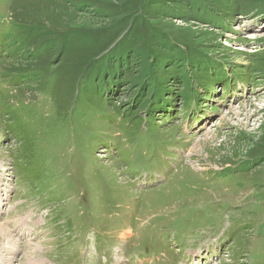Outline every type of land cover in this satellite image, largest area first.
Returning a JSON list of instances; mask_svg holds the SVG:
<instances>
[{
	"label": "rangeland",
	"instance_id": "374dc122",
	"mask_svg": "<svg viewBox=\"0 0 264 264\" xmlns=\"http://www.w3.org/2000/svg\"><path fill=\"white\" fill-rule=\"evenodd\" d=\"M218 1L0 0L2 220L51 233L15 264H264V0Z\"/></svg>",
	"mask_w": 264,
	"mask_h": 264
},
{
	"label": "trees",
	"instance_id": "16d2710c",
	"mask_svg": "<svg viewBox=\"0 0 264 264\" xmlns=\"http://www.w3.org/2000/svg\"><path fill=\"white\" fill-rule=\"evenodd\" d=\"M208 1L209 0H198V5L199 6H197V10L196 11H203V12H205V11H212L213 10V8L212 7H210L209 5H208ZM217 3H219V4H222V1H218V0H215ZM146 3H148V2H146ZM149 4V3H148ZM192 8H193V6H192ZM214 13H216V11L214 12ZM216 24H222V21L220 20V21H218ZM127 33H128V31H127ZM121 40H122V38L120 39V40H118L117 42L118 43H120L121 42ZM116 43H115V46L113 47V48H115L116 47ZM175 47V46H174ZM182 49L184 48V47H181ZM182 49H180L179 48V50L181 51ZM112 50H114V49H110L109 51H112ZM184 50V49H183ZM183 50H182V53H183ZM185 52V51H184ZM133 54V55H132ZM105 55H107V53L105 54ZM131 55V56H130ZM136 57H138V58H141L142 60L146 57V55L144 54V52H138V51H132V50H130V52L128 51V52H126V53H123L122 55L120 54V56H119V59H120V62H121V64H124V63H126V60L127 59H130V60H132V59H136ZM174 59V61L176 62V63H179L180 64V67L184 64V61H185V58H184V56L181 54V56H176L175 58H173ZM154 57H151V59H150V61H151V63L150 64H147L146 65V67H145V70H143L142 72H143V74L142 75H140V79L142 80V84H141V86H142V88H144V87H146L147 85H148V83L152 80V81H154L155 80V72H154V68H153V73H152V67L154 66V64H153V62H154ZM159 61V60H158ZM189 61V60H188ZM131 62V61H130ZM191 62H195V61H192V60H190L189 61V63H188V66L186 67L187 69H188V71L187 72H184V73H181L180 74V78L182 79V78H185L186 77V75H187V77H189L190 79L187 81V87H188V89H189V87L191 86V84H192V82H193V78L191 79V77L188 75V72H189V69H191V67H193L191 64ZM198 62V61H197ZM175 63V64H176ZM201 64H203L202 66H200L199 68L200 69H204V71H206L207 73H212L213 71H211L210 69L211 68H217V66H216V62L215 61H209V60H206L205 62H203V61H201L200 62ZM198 68V67H197ZM150 69V70H149ZM149 70V71H148ZM137 76L139 77V75L137 74ZM190 81H191V83H190ZM190 83V84H189ZM151 84H153V83H151ZM157 87H158V85H156V83H155V86H154V93H156L157 91H156V89H157ZM141 88V89H142ZM144 97V96H143ZM142 97V98H143ZM136 99H138V101H140L141 100V95H137V97H136Z\"/></svg>",
	"mask_w": 264,
	"mask_h": 264
},
{
	"label": "bare ground",
	"instance_id": "6f19581e",
	"mask_svg": "<svg viewBox=\"0 0 264 264\" xmlns=\"http://www.w3.org/2000/svg\"><path fill=\"white\" fill-rule=\"evenodd\" d=\"M219 122V121H218ZM23 220L24 219H22V222H23ZM9 223V222H8ZM8 223H0V235L2 236V235H4V236H6V237H8L9 236V230H8ZM130 235V233L129 232H125L124 234H123V238H127V236H129ZM10 243L12 244V245H10V246H6V247H8L9 249H11V250H14L15 249V247H16V241H14L13 239H11L10 240ZM18 245V244H17ZM2 252V251H1ZM43 258V257H42ZM41 257H30V256H28L27 255V260H26V262L24 263V264H42V263H44L43 261V259H42ZM5 259H6V261H7V263L8 264H12V258H6L5 257ZM122 260H118V262H116L115 264H122ZM22 264V263H21Z\"/></svg>",
	"mask_w": 264,
	"mask_h": 264
}]
</instances>
